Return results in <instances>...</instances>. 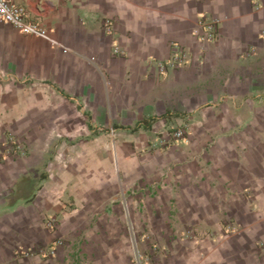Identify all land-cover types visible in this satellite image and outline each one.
Segmentation results:
<instances>
[{"label":"crops","instance_id":"1","mask_svg":"<svg viewBox=\"0 0 264 264\" xmlns=\"http://www.w3.org/2000/svg\"><path fill=\"white\" fill-rule=\"evenodd\" d=\"M11 1L48 35L0 24V139L30 147L0 159V264L57 239L22 263L131 264L130 220L148 264H264V0ZM123 182L146 188L130 219Z\"/></svg>","mask_w":264,"mask_h":264},{"label":"built area","instance_id":"2","mask_svg":"<svg viewBox=\"0 0 264 264\" xmlns=\"http://www.w3.org/2000/svg\"><path fill=\"white\" fill-rule=\"evenodd\" d=\"M105 29L107 32L112 31V20L106 18ZM0 24H11L22 34L33 35L36 37H45L48 35V29L39 21L33 18L29 7L26 4H16L11 0H0ZM219 19L212 15H203L194 30L197 40L205 44L213 42L218 36ZM175 49L173 57L169 63H161V70L164 71L166 66L178 64L187 59L186 49L178 43H174ZM116 52H119L116 49ZM186 136L184 128H177L171 131L167 137L162 139L163 143L171 144L176 140ZM27 145L19 142L15 136L8 135L4 140L0 141V154L3 156L26 154ZM47 224L52 228L60 224L57 218H48ZM229 226V225H227ZM62 244V239H57L53 244L36 245L27 249H21L16 252L17 264H23L22 260L33 255L50 256L55 253L56 247ZM71 264H92L90 259L85 256L80 248H75L69 256ZM131 264H147V259L139 251H135Z\"/></svg>","mask_w":264,"mask_h":264},{"label":"rangeland","instance_id":"3","mask_svg":"<svg viewBox=\"0 0 264 264\" xmlns=\"http://www.w3.org/2000/svg\"><path fill=\"white\" fill-rule=\"evenodd\" d=\"M8 135H11V134H8ZM4 139H0V141H2ZM27 147L28 148H27L26 154L28 153V151L30 149V147L28 145H27ZM11 156H14V155L3 156V155L0 154V159L3 160V159H6V158H9ZM49 158H51V156H48L46 158V161L49 160ZM44 165H45V163H44ZM119 188H120V191H119L120 192V200H121V203L124 206V212H126L128 219L131 218L130 217V212H133V209H134L135 206L137 208H139L141 211L145 209V207H144V204H145L144 200L143 199L137 200L136 195L138 193H139V195H140V193H145L146 192V188H143L144 189L143 190L142 187H140V186H138V185H136L134 183H131V182L130 183L123 182V183H121L119 185ZM148 193L150 195H152L153 194V191L151 190ZM132 198L134 199L133 202H132ZM64 207H66V208H72L73 207V204H72V202L70 200H66V201H64ZM48 218H51V217L50 216H47V215H44L43 216V221L46 222V224H47V219ZM53 218H57V217H53ZM226 227H227L226 229H227L228 232H235V231H237V227L234 228L231 225L226 226ZM129 231H130V236L132 238V245H133L134 254H135V251H139L141 254H143V256L146 257L147 264H148V256L146 254V250L145 249H142L141 245L139 246V240L136 237L135 230H134V228L132 226L131 220H130V223H129ZM195 234L196 233L194 232L193 226L190 227V228H188L185 232H183V236H194ZM53 243H51V244H53ZM36 245H38V244H36ZM48 245H50V244H48Z\"/></svg>","mask_w":264,"mask_h":264}]
</instances>
